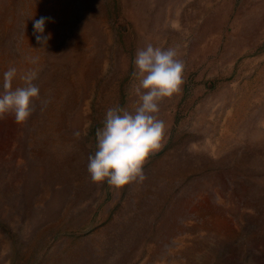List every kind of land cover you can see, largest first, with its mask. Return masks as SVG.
<instances>
[{"label": "rangeland", "instance_id": "374dc122", "mask_svg": "<svg viewBox=\"0 0 264 264\" xmlns=\"http://www.w3.org/2000/svg\"><path fill=\"white\" fill-rule=\"evenodd\" d=\"M149 43L185 64L163 147L143 182L93 183ZM12 67L14 87L38 70L40 98L0 119V264H264V0H0V92Z\"/></svg>", "mask_w": 264, "mask_h": 264}, {"label": "clouds", "instance_id": "9594fccd", "mask_svg": "<svg viewBox=\"0 0 264 264\" xmlns=\"http://www.w3.org/2000/svg\"><path fill=\"white\" fill-rule=\"evenodd\" d=\"M49 19L41 17L34 22L37 43L46 45L51 38L50 33L44 35ZM178 55L175 47L163 49L150 43L137 50L133 76L138 81L134 92L139 102L133 111L119 106L107 110L103 126L95 133V154L88 157L87 171L93 183L106 182L120 189L145 179L143 165L163 147L166 125L158 118L159 105L182 91L185 64ZM17 75L15 67L3 74L0 119L11 114L17 124H23L34 112L33 101L40 98V89L34 83L38 70L31 68L20 74L22 83L14 87Z\"/></svg>", "mask_w": 264, "mask_h": 264}]
</instances>
